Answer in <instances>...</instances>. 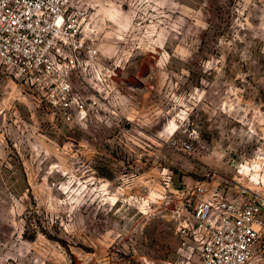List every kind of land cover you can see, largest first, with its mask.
Returning <instances> with one entry per match:
<instances>
[{
    "label": "rangeland",
    "instance_id": "374dc122",
    "mask_svg": "<svg viewBox=\"0 0 264 264\" xmlns=\"http://www.w3.org/2000/svg\"><path fill=\"white\" fill-rule=\"evenodd\" d=\"M79 5L84 108L0 64V264H176L196 185L264 192V0Z\"/></svg>",
    "mask_w": 264,
    "mask_h": 264
},
{
    "label": "built area",
    "instance_id": "2783aa9c",
    "mask_svg": "<svg viewBox=\"0 0 264 264\" xmlns=\"http://www.w3.org/2000/svg\"><path fill=\"white\" fill-rule=\"evenodd\" d=\"M82 14L79 0H0V64L49 93L66 113L85 106L69 70L98 52L82 39ZM173 144L192 148L188 141ZM193 195L190 214L177 223L176 264H252L264 226L261 187L239 184L231 195L200 183Z\"/></svg>",
    "mask_w": 264,
    "mask_h": 264
},
{
    "label": "crops",
    "instance_id": "0c3cea01",
    "mask_svg": "<svg viewBox=\"0 0 264 264\" xmlns=\"http://www.w3.org/2000/svg\"><path fill=\"white\" fill-rule=\"evenodd\" d=\"M260 260H261V259H260ZM260 260H259V261H260ZM252 264H256V263H253V262H252Z\"/></svg>",
    "mask_w": 264,
    "mask_h": 264
}]
</instances>
